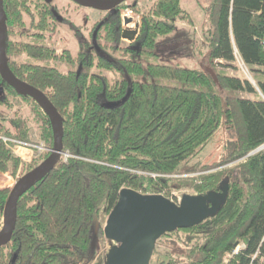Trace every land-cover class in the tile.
Returning <instances> with one entry per match:
<instances>
[{"label":"trees","instance_id":"16d2710c","mask_svg":"<svg viewBox=\"0 0 264 264\" xmlns=\"http://www.w3.org/2000/svg\"><path fill=\"white\" fill-rule=\"evenodd\" d=\"M198 3L207 17L201 32L208 47V66L203 70L151 62L157 57L159 37L173 33L178 21L194 25L181 0L122 4L108 12L105 21L94 24L90 39L80 41L86 50L80 48L75 56L69 50L58 53L44 41L56 31L51 3L3 0L7 66L56 108L63 120L62 154L70 157L64 160L61 155L56 166L18 200L11 239L0 246V264H69L65 246L56 241L51 226L80 263L91 264L98 246L92 244L94 223L102 227L100 219L109 214L122 188L168 197L180 188L197 195L219 192L225 184L227 197L218 212L195 226L161 236L150 264H261L260 260L264 264V150L252 153L264 144V0H211L207 7ZM122 9L141 15L139 34L125 47L120 46ZM29 31L35 32L33 39L23 42ZM76 32L82 40L80 30ZM185 36L189 49L196 40L192 33ZM129 54L133 58L126 57ZM236 55L253 82L227 71ZM19 57L23 62L18 64L14 59ZM105 72L116 75L113 82ZM0 87L3 217L8 188H13L5 174L15 176L21 166L29 171L48 154L25 164L1 139L32 143L23 115L24 102L31 99L1 76ZM31 108L40 141L52 148L47 116L34 101ZM218 131L230 135L220 161L211 166L197 163L183 174L244 161L231 169L186 178L138 174H178L181 164ZM23 199L44 214L21 213ZM238 246L243 247L224 262Z\"/></svg>","mask_w":264,"mask_h":264},{"label":"water","instance_id":"95a60500","mask_svg":"<svg viewBox=\"0 0 264 264\" xmlns=\"http://www.w3.org/2000/svg\"><path fill=\"white\" fill-rule=\"evenodd\" d=\"M72 1L98 11H112L128 0ZM123 26L125 29L122 30L121 38L133 41L139 34L138 25L133 19L125 18ZM5 48L6 18L3 0H0V76L16 92L31 98L41 108L51 125L53 145L48 156L20 177L13 188L9 189L3 216L4 225L0 231V246L7 244L11 239L16 223L18 200L56 166L63 147L62 117L41 91L18 79L10 71ZM263 147L264 144L255 151ZM227 191L228 185L225 184L219 192L209 191L203 195L183 194L180 202L175 203L161 194H142L129 188H122L104 225L100 228L98 222L94 223L92 244H95L98 232L102 230L103 237L114 243L105 254L103 264H150L154 247L161 236L177 229L195 226L214 216L225 202Z\"/></svg>","mask_w":264,"mask_h":264},{"label":"rangeland","instance_id":"374dc122","mask_svg":"<svg viewBox=\"0 0 264 264\" xmlns=\"http://www.w3.org/2000/svg\"><path fill=\"white\" fill-rule=\"evenodd\" d=\"M132 0H128L123 5L128 6L130 5V2ZM143 2H147L151 4L153 0H141ZM197 1L199 2L201 6L207 7L211 0H181V6L182 8L187 11L193 22V26H188L186 23H183L181 21L177 22L176 29L173 33H171L168 36L165 37H159L157 39L155 51L157 54V57L153 60H151L152 63H159V64H169L174 66H180V67H186V68H192V69H198L203 70L208 65V47L206 43L202 39V30H203V24L204 21H206V15L201 10L199 6H197ZM52 7H57L58 14H57V22L61 21L59 24V29L56 31V33L53 35L51 39H48L46 37L44 39L45 43L52 46L56 49L58 53L62 52V50H69L73 56H75L78 53V50L81 48L82 50H86L85 47L80 46V41L83 40H89V32L91 30V26L94 25L97 21L102 20L107 12L98 11L92 8L87 7H77L75 5V2L71 0H52L51 2ZM122 16H131L134 19L137 18L136 22L138 23L137 30L140 29L141 25V15L139 14H131V12L127 9H122L121 12ZM65 18V19H62ZM25 23L28 25L29 20L28 18H25ZM135 23V22H134ZM75 28H81L80 36L82 37V40L78 39L75 34L74 30ZM189 33H192L193 39L196 40V44H194L192 47H187L186 43V36L189 35ZM32 31H29L27 36H24L22 38L23 42H27L31 39ZM188 38V37H187ZM17 36L14 37L13 40H17ZM132 41L128 40H121L120 46L125 47L129 45ZM193 43V42H192ZM187 50V51H185ZM191 50V51H189ZM109 51V50H108ZM128 58H133L132 55H126ZM138 59V58H137ZM18 64L23 62V59L21 57L14 59ZM219 68V67H218ZM62 69H64V66H62ZM227 71L234 77H245L249 80H252V74L249 71V69L243 64V62L240 60L239 56L236 55L235 61L232 62V67L227 69ZM105 75L111 82L114 81L116 78V75L110 72L102 73ZM164 83L172 85V86H178V87H185L179 83L175 82H168L164 81ZM243 97H251L249 94L246 93H240ZM32 103L33 100H28V102H24V109H23V115L27 119L31 132L30 137L32 139L33 143H38L37 146L45 145V143H40L39 139V130L38 126L35 122L34 118V112L32 111ZM230 138V135L226 136L224 132L218 131L214 138L204 145L196 154L195 156L187 161L185 164H181L179 167V172L177 175H182L183 172L186 170L192 168L197 163L211 166L217 162L220 161L222 158V154L224 152V146L226 144V141ZM20 152H23L25 155L29 156V152L27 150H20ZM41 162V161H40ZM39 162V163H40ZM240 162L236 163H226L222 165H216L212 168H206L202 171H198L195 173H192V176H198L201 174H209L212 172H217L224 169H231ZM25 173L27 170L24 168ZM4 174V173H2ZM194 174V175H193ZM13 183V186L15 185L16 181V175L11 176L10 174H5ZM184 175V174H183ZM186 178V177H185ZM1 189V186H0ZM8 189H11L8 188ZM178 194L180 193H189L192 194V189L189 188H180L175 190ZM29 199L33 200V202L40 208V206L36 203V201L30 197ZM29 199H23L25 206L21 213L27 215V216H41L43 215V211H39L36 206H33L32 203L29 202ZM41 209V208H40ZM104 218L100 219V222H102V225L105 223ZM4 225V218L0 217V231L2 230ZM51 225V224H50ZM56 241L62 245L65 246V253L66 257L68 259L69 264H82L77 259L75 254L73 253L72 249L69 247L67 241L64 239V237L61 235V233L54 227L51 226ZM100 233V230L99 232ZM104 238V237H103ZM99 243V242H98ZM103 246V241H100V245L97 246L96 249V256L91 264H101L105 260V255L101 254L99 255V251L101 247ZM259 263L263 264V261L260 260Z\"/></svg>","mask_w":264,"mask_h":264},{"label":"built area","instance_id":"2783aa9c","mask_svg":"<svg viewBox=\"0 0 264 264\" xmlns=\"http://www.w3.org/2000/svg\"><path fill=\"white\" fill-rule=\"evenodd\" d=\"M128 10V9H127ZM130 11V10H129ZM131 12V11H130ZM132 14V12H131ZM122 20H124L126 17L125 15L121 16ZM261 46H262V50L264 53V38L261 41ZM1 139L8 144V146L11 148V150L14 152V154H16L19 158H21L22 160H24L25 162H31L33 159H36L40 156H42L43 154L47 153L49 154L51 152V148L49 146H45L42 142L43 145L37 146L38 143H27V142H21V141H17L11 138H7V137H1ZM20 150H27V152H29V156L25 155L23 152H20ZM260 150H264V147L259 149ZM255 151V152H258ZM253 152V153H255ZM62 157L64 158V160H66L68 157H70V155L68 153H64L61 154ZM245 158H241L239 160L233 161L231 163H236V162H242L244 161ZM24 173L22 172L21 169L18 170L17 174H16V180H18ZM139 175L142 176H149L153 179L156 178H185V177H189L192 176L191 174H182V175H157V174H147V173H143V172H138ZM194 175V174H193ZM184 193H180L178 194L175 190L170 191L169 195H168V199H170L171 201L175 202V203H179L181 200V197ZM163 195V194H162ZM243 246H238L236 247L231 254H228L227 257L224 259V262H227L228 259L230 257H232L233 255H235ZM110 248V244L108 243V240L104 238V244L101 247L100 251H99V255L103 254L105 255L107 253V251ZM104 263V262H103ZM101 263V264H103Z\"/></svg>","mask_w":264,"mask_h":264},{"label":"flooded vegetation","instance_id":"af4514ba","mask_svg":"<svg viewBox=\"0 0 264 264\" xmlns=\"http://www.w3.org/2000/svg\"><path fill=\"white\" fill-rule=\"evenodd\" d=\"M44 1H46V0H44ZM71 1H72V0H71ZM46 2H47V1H46ZM51 2H52V0H50V1L47 2V3H51ZM73 2H74V1H73ZM75 5H76L77 7H78V6L81 7V5L77 4L76 2H75ZM120 6H121V5H120ZM120 6H119V7H120ZM82 7H84V6H82ZM119 7H117V8H119ZM52 8L55 10V13H56V15H57V14H58V9H57V7H52ZM87 8H88V7H87ZM115 9H116V8H115ZM115 9H114V10H115ZM103 12H107V13H108V12H111V11H103ZM62 19H65V18L62 17ZM105 19H106V18L104 17L101 21H103V20L105 21ZM60 22H61V21H60ZM60 22H59V21L57 22V19H56V21H55V23H56V31L59 29V24H58V23H60ZM93 26H94V25L91 26V30H90V32H89V36H90V33L92 32ZM121 28H122V30L125 29V27L123 26V20H122V17H121ZM76 29H77V28H75V30H74V34H75V36L77 35V34H76V33H77V32H76ZM78 29L81 30V28H78ZM78 29H77V30H78ZM56 31H55L52 35H54V34L56 33ZM138 31H139V30H138ZM80 32H81V31H80ZM33 33H35V32H32V34H33ZM121 33H122V32H121ZM32 34H31V36H32ZM76 37H77V36H76ZM31 39H33V36L31 37ZM31 39H30V40H31ZM8 68H9V67H8ZM18 79H19V78H18ZM4 82H5V81H4ZM5 83H6V82H5ZM6 84H7V83H6ZM7 85H8V84H7ZM30 99H31V98H30ZM20 159H21V158H20ZM21 160H22V159H21ZM22 161H23V163H25V164H29V162H25L24 160H22ZM19 169H21L22 172L25 174V171H23V170H24V167H23V166L19 167ZM19 169H18V170H19ZM25 169H26V168H25ZM26 170H27V169H26ZM17 172H18V171H17ZM27 172H28V170H27ZM27 172H26V173H27ZM16 174H17V173H16ZM101 240L103 241V244H104V238H103V236H101V234L98 233L94 245H96V244H97V245H100V241H101ZM98 242H99V243H98ZM108 243L110 244V246L114 244L113 242H111V241H109V240H108ZM102 263H103V262H102Z\"/></svg>","mask_w":264,"mask_h":264},{"label":"bare ground","instance_id":"6f19581e","mask_svg":"<svg viewBox=\"0 0 264 264\" xmlns=\"http://www.w3.org/2000/svg\"><path fill=\"white\" fill-rule=\"evenodd\" d=\"M125 17H126V19H133V22H135L137 25H138V23L136 22V20H137V18H133V17H131V16H126L125 15Z\"/></svg>","mask_w":264,"mask_h":264}]
</instances>
